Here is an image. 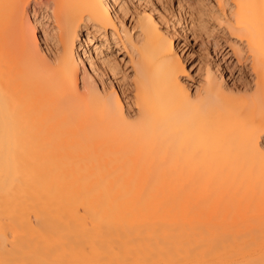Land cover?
Masks as SVG:
<instances>
[{"label": "bare ground", "instance_id": "obj_1", "mask_svg": "<svg viewBox=\"0 0 264 264\" xmlns=\"http://www.w3.org/2000/svg\"><path fill=\"white\" fill-rule=\"evenodd\" d=\"M129 2L0 0V264H264V0H230L246 96L211 65L194 90L175 26Z\"/></svg>", "mask_w": 264, "mask_h": 264}, {"label": "rangeland", "instance_id": "obj_2", "mask_svg": "<svg viewBox=\"0 0 264 264\" xmlns=\"http://www.w3.org/2000/svg\"><path fill=\"white\" fill-rule=\"evenodd\" d=\"M145 2L150 3L146 4L148 7L152 8L151 5L155 7L152 9L155 11L157 9L156 13L160 11L159 14H163L175 26L176 31H172L176 34V44L190 70L189 82L194 90L202 85L207 67L211 65L219 74L224 75L228 86L236 87L238 95L251 94L252 90L249 91V89L255 81L253 61L245 44L240 43L231 32L230 0H222V6L220 0H145ZM130 3H128L130 14L126 22L136 34L138 29L133 28L140 16L135 4ZM37 18L41 19V17ZM41 34L40 31L39 35ZM99 35V33L96 34L94 41L98 46H103L102 36ZM109 42L111 47L105 46L104 52L115 61L116 78L109 72L106 75L102 74L100 70L102 78L107 83L115 80L114 83L125 91L127 99L133 103L135 72L132 63L121 45V47L117 46L112 39ZM235 50H238L240 54H237L238 51ZM131 105L134 106V104ZM133 106H131L132 109Z\"/></svg>", "mask_w": 264, "mask_h": 264}]
</instances>
